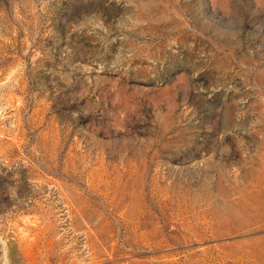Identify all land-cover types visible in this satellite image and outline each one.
I'll list each match as a JSON object with an SVG mask.
<instances>
[{
	"label": "rangeland",
	"instance_id": "rangeland-1",
	"mask_svg": "<svg viewBox=\"0 0 264 264\" xmlns=\"http://www.w3.org/2000/svg\"><path fill=\"white\" fill-rule=\"evenodd\" d=\"M0 264H264V0H0Z\"/></svg>",
	"mask_w": 264,
	"mask_h": 264
}]
</instances>
